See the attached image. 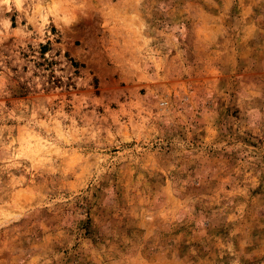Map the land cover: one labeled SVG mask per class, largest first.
I'll return each mask as SVG.
<instances>
[{"label": "rangeland", "instance_id": "374dc122", "mask_svg": "<svg viewBox=\"0 0 264 264\" xmlns=\"http://www.w3.org/2000/svg\"><path fill=\"white\" fill-rule=\"evenodd\" d=\"M0 264H264V0H0Z\"/></svg>", "mask_w": 264, "mask_h": 264}]
</instances>
